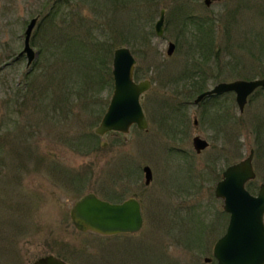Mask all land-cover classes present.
<instances>
[{"label":"rangeland","instance_id":"obj_1","mask_svg":"<svg viewBox=\"0 0 264 264\" xmlns=\"http://www.w3.org/2000/svg\"><path fill=\"white\" fill-rule=\"evenodd\" d=\"M54 3L61 14L49 20ZM36 15L37 56L26 67L25 55L16 56ZM187 16L207 21L206 39L192 24L179 27ZM80 40L87 45L81 55L103 76L94 83L74 68ZM121 46L136 60L135 80L151 83L140 97L148 125L102 137L93 129L111 98L112 54ZM261 77L264 0H0V264H33L47 254L71 264H216L204 259L228 220L214 195L222 171L253 149L256 176L246 186L256 194L264 182V87L239 112L233 92L195 103L200 92L192 86ZM195 135L210 143L200 153ZM80 138L88 144L75 147ZM144 165L152 171L148 185ZM87 192L112 202L136 193L144 201L141 229L78 231L70 210Z\"/></svg>","mask_w":264,"mask_h":264},{"label":"water","instance_id":"obj_2","mask_svg":"<svg viewBox=\"0 0 264 264\" xmlns=\"http://www.w3.org/2000/svg\"><path fill=\"white\" fill-rule=\"evenodd\" d=\"M214 1L203 0L209 6ZM164 9L154 24L156 36L163 35ZM38 20L35 16L24 30L23 48L17 57L26 56V67H29L37 56V52L30 44L32 29ZM175 49L173 42L168 43L167 54L171 55ZM135 58L130 49L121 46L113 51L111 73L113 91L109 104L101 120L93 129L94 133L104 136L109 131L127 134L135 124L139 129H146L147 120L143 112L140 96L151 83L148 80H134ZM264 87V77L254 79H235L216 83L211 89L198 94L195 103L205 96L232 91L240 112L243 111L248 96L257 88ZM194 123L197 120L194 119ZM105 146V140H101ZM210 143L199 135H195L192 146L196 153L207 148ZM254 150L248 155L225 167L221 178L216 182L214 195L222 200V208L229 213V220L225 232L213 245L212 255L217 264H264V182L259 184L256 194L249 191L246 184L255 178L256 173L252 165ZM145 184L152 179L148 165L142 167ZM73 225L79 231H93L98 234L112 235L117 233L136 232L142 226V215L138 202L128 198L120 203L102 200L89 192L81 196L70 210ZM212 258L206 257L209 262ZM33 264H68L60 257L47 254L38 257Z\"/></svg>","mask_w":264,"mask_h":264},{"label":"trees","instance_id":"obj_3","mask_svg":"<svg viewBox=\"0 0 264 264\" xmlns=\"http://www.w3.org/2000/svg\"><path fill=\"white\" fill-rule=\"evenodd\" d=\"M114 1V0H113ZM120 1V0H119ZM60 6V5H59ZM59 6H57L56 5V3H54L52 6H50V8H49V10H48V12H47V14H46V16H48V18H49V20H53L54 18V16L56 15V14H61V12H60V10H58V7ZM189 16V15H188ZM187 16V17H188ZM186 20H188V21H186ZM185 21V22H184ZM184 21H181V24L179 25V27H181V28H183L184 29V27L187 29V30H189L190 29V27H192L191 26V24L193 25V28L195 29V31L196 32H199L200 34H201V36L202 35H205V36H203V37H205V39L207 38V36H208V30L210 29V28H207L205 25H208L207 24V21L205 20V19H202V18H197V17H195L194 16V18L193 17H188V19L186 18ZM211 30V29H210ZM76 37H73V38H69V40H71V39H73V40H71V41H73V42H75V43H77V40L75 39ZM92 39L93 40H96V38H95V36H93L92 37ZM83 42H84V40H80L79 41V43H82V45L81 44H79V47L76 45V46H74V49L76 48L77 50H76V52H77V56H74V59H73V62L75 63L74 65H75V70H77L78 68V66L80 65V67H81V69H82V73H80L81 75H84L83 77H85L86 79H87V82H89V83H94V77H95V75L96 74H98L97 75V78L100 80V79H102V75L100 74V72L98 73V71L99 70H97V66H94L93 65V63L91 62V63H87V59L85 58V56H83V55H81L82 54V52H84V53H86V48H85V46H87V45H85V44H83ZM78 44V43H77ZM217 49V48H216ZM67 50V43H64V45H63V50H61V51H66ZM67 54H70L69 53V50L66 52ZM202 54H203V52H202ZM99 63V62H98ZM101 63H103V61L102 60H100V63H99V69H101V67H100V64ZM194 63H196V62H193V64ZM80 74H78V75H80ZM189 76V75H188ZM136 77V76H135ZM137 78V77H136ZM87 82H83L84 83V85L85 86H89V84L87 83ZM190 84H195L193 81H192V83L190 82ZM260 89V88H259ZM192 90L194 91V92H201V91H203V85H202V83H198V82H196V84L194 85V86H192ZM29 91H31V89H29ZM256 91H258V89L256 90ZM18 92H19V89L18 90H16L15 91V94H18ZM24 92L26 93V88H25V90H24ZM28 93V92H27ZM25 97V96H24ZM208 98V97H207ZM211 98V97H210ZM25 100V99H24ZM210 101H215L214 99H211ZM217 118H220V116L219 117H217ZM255 131H256V133L257 132H259L260 131V125H255ZM256 136H257V134H256ZM258 138V136L256 137V139ZM258 140V139H257ZM76 142V143H75ZM85 144H88V143H86L83 139H75L74 140V145H76L75 147H78V146H84ZM72 145V144H71Z\"/></svg>","mask_w":264,"mask_h":264},{"label":"flooded vegetation","instance_id":"obj_4","mask_svg":"<svg viewBox=\"0 0 264 264\" xmlns=\"http://www.w3.org/2000/svg\"><path fill=\"white\" fill-rule=\"evenodd\" d=\"M212 4V3H211ZM210 4V5H211ZM209 5V6H210ZM205 6H207V5H205ZM213 96H215V95H210L208 98H210V97H213ZM202 101V100H201ZM194 119H196V118H194ZM197 124V123H196ZM68 180H73V182H75L77 179H74V178H72V179H68ZM144 184H145V182H144ZM131 197H133L137 202H138V204H139V206H140V211H141V208L143 207V204H144V201H143V199L140 197V196H138L136 193H133V195L131 196ZM131 197H128V198H131ZM100 198V197H99ZM101 199H103V198H101ZM103 200H107V199H103ZM125 200V199H124ZM109 201V200H108ZM123 200H118V201H116V202H114V203H119V202H122ZM110 202H112V201H110ZM223 209V208H222ZM223 212L226 214V216H227V219L229 220V213L228 212H226V211H224L223 210ZM141 214H142V212H141ZM142 220H143V216H142ZM228 220H227V224H228ZM227 224H226V227H227ZM142 225H143V222H142ZM225 230H226V228H225ZM225 230H224V232H225ZM80 232H86V231H80ZM87 232H92V231H87ZM138 232V231H137ZM223 232V233H224ZM133 233H136V232H132V233H130V234H133ZM223 233L221 234V235H223ZM95 234H97V233H95ZM120 234H128V233H118V234H113V235H102V236H115V235H120ZM98 235H101V234H98ZM220 235V236H221ZM219 238V237H218ZM217 238V239H218ZM216 239V240H217ZM216 242V241H215ZM214 242V243H215ZM214 245V244H213ZM212 248H213V246H212ZM211 253H212V249H211ZM55 255V254H54ZM56 256H58V257H60L61 259H63L64 261H66L67 263H69V264H71L65 257H63V256H60V255H57L56 254ZM215 259V258H214ZM212 260V259H211ZM210 260V261H211ZM209 261V262H210ZM216 261V260H215ZM94 263V262H93ZM93 263H91V264H93ZM216 264H217V262H216Z\"/></svg>","mask_w":264,"mask_h":264},{"label":"bare ground","instance_id":"obj_5","mask_svg":"<svg viewBox=\"0 0 264 264\" xmlns=\"http://www.w3.org/2000/svg\"><path fill=\"white\" fill-rule=\"evenodd\" d=\"M36 16H38V20H39V15H36ZM34 17H35V16H34ZM34 17H32V18H34ZM32 18H31V19H32ZM31 19H30V20H31ZM30 20L28 21V23L30 22ZM38 20L36 21L34 27L37 25ZM28 23H27V24H28ZM34 27H33V29H34ZM163 28H164V25H163ZM33 29H32V31H33ZM163 34H164V33H163ZM18 54H19V53H18ZM18 54H17V55H18ZM21 56H22V55H21ZM112 57H113V54H112ZM201 92H202V91H201ZM148 184H149V183H148ZM148 184H145V185H148ZM141 227H142V226H141Z\"/></svg>","mask_w":264,"mask_h":264}]
</instances>
